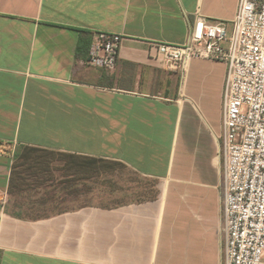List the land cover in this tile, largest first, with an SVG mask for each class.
Returning <instances> with one entry per match:
<instances>
[{"label":"crops","instance_id":"crops-1","mask_svg":"<svg viewBox=\"0 0 264 264\" xmlns=\"http://www.w3.org/2000/svg\"><path fill=\"white\" fill-rule=\"evenodd\" d=\"M238 1L0 0V264H226L228 65L156 44ZM100 32L113 69L89 63Z\"/></svg>","mask_w":264,"mask_h":264},{"label":"built area","instance_id":"built-area-1","mask_svg":"<svg viewBox=\"0 0 264 264\" xmlns=\"http://www.w3.org/2000/svg\"><path fill=\"white\" fill-rule=\"evenodd\" d=\"M123 36L100 32L89 63L113 69ZM169 69L192 59L226 62L221 149L226 264H264V0H239L234 19L195 14L183 44L157 43Z\"/></svg>","mask_w":264,"mask_h":264},{"label":"trees","instance_id":"trees-1","mask_svg":"<svg viewBox=\"0 0 264 264\" xmlns=\"http://www.w3.org/2000/svg\"><path fill=\"white\" fill-rule=\"evenodd\" d=\"M86 32H84L81 36V40H80V46H79V55H83L86 56V54L89 52L90 49V45L92 43L93 40V36L92 34H88Z\"/></svg>","mask_w":264,"mask_h":264}]
</instances>
